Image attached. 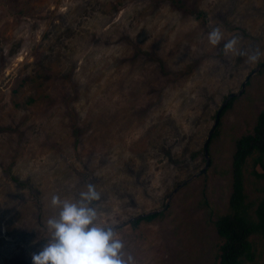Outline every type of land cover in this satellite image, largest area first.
<instances>
[{
  "label": "rangeland",
  "instance_id": "374dc122",
  "mask_svg": "<svg viewBox=\"0 0 264 264\" xmlns=\"http://www.w3.org/2000/svg\"><path fill=\"white\" fill-rule=\"evenodd\" d=\"M233 37L264 53V0H0V264H32L51 195L87 183L137 264H215L235 144L264 111V55L226 52ZM256 157L243 172L250 213ZM249 241L245 264H264V240Z\"/></svg>",
  "mask_w": 264,
  "mask_h": 264
},
{
  "label": "clouds",
  "instance_id": "9594fccd",
  "mask_svg": "<svg viewBox=\"0 0 264 264\" xmlns=\"http://www.w3.org/2000/svg\"><path fill=\"white\" fill-rule=\"evenodd\" d=\"M207 38L215 46L223 39V33L219 27L213 28ZM238 44V38L233 37L225 43L224 50L247 55L250 63L264 55L258 49L251 53L240 51ZM100 200L101 192L92 183L73 196L52 194L53 214L46 220V242L42 250L32 255V264H137L116 230L119 222L95 203Z\"/></svg>",
  "mask_w": 264,
  "mask_h": 264
},
{
  "label": "trees",
  "instance_id": "16d2710c",
  "mask_svg": "<svg viewBox=\"0 0 264 264\" xmlns=\"http://www.w3.org/2000/svg\"><path fill=\"white\" fill-rule=\"evenodd\" d=\"M232 101V99H231ZM231 101L223 110L229 108ZM220 116L222 115V112ZM217 126L211 140L217 132ZM210 140V141H211ZM210 143V142H209ZM257 154L254 163L259 164L262 172L252 171V174L263 181L262 196L251 213L250 205L245 203L244 168L248 158ZM232 191L229 198V213L220 216L215 221V229L222 239L215 264H245L253 262L249 238L258 235L264 240V111H261L251 133L240 137L235 144V152L231 162ZM159 214H153L141 220L150 221ZM140 220L132 222L137 225Z\"/></svg>",
  "mask_w": 264,
  "mask_h": 264
},
{
  "label": "water",
  "instance_id": "95a60500",
  "mask_svg": "<svg viewBox=\"0 0 264 264\" xmlns=\"http://www.w3.org/2000/svg\"><path fill=\"white\" fill-rule=\"evenodd\" d=\"M263 66H264V63H263L260 67H258V68L255 70V72L258 71V69H260V68L263 67ZM252 73H254V72H252ZM247 80H248V78L244 81V83H243V87H244V85L246 84ZM237 95H239V94H231V95H229V96L225 99V101L223 102L222 107L217 111V113H216V115H215L214 124H213V126L211 127V129H210V131H209V133H208L207 139H206L205 144H204V147H203V149H204V157H205V167H204L201 171H199L196 175H199V174H201V173H204V172L206 171L207 167L209 166V164H210V159H209V154H208V145H209V142H210V140H211L212 134H213V132H214V130H215V127L217 126V124H218V122H219V119H220V113H221V111L223 110V108L225 107V105H226V104H227V103H228L233 97H236ZM184 183H185V182H184ZM184 183H183V184H184ZM183 184H180L178 187H176V188L173 190L172 193H174V192H175L179 187H181ZM171 196H172V195H169V196H168L167 202L165 203L164 207H163L161 210H157V211L151 212V213L146 214V215H140V216H137V217H135L134 219H132L131 221L133 222V221L139 220V219H141V218H144V217H146V216L153 215V214H157L158 212H160V211L166 209L167 206H168V202H169ZM19 264H28V263H19Z\"/></svg>",
  "mask_w": 264,
  "mask_h": 264
}]
</instances>
